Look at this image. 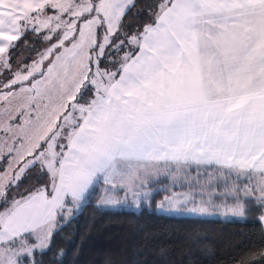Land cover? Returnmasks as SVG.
Returning a JSON list of instances; mask_svg holds the SVG:
<instances>
[{"label":"snow or ice","instance_id":"snow-or-ice-1","mask_svg":"<svg viewBox=\"0 0 264 264\" xmlns=\"http://www.w3.org/2000/svg\"><path fill=\"white\" fill-rule=\"evenodd\" d=\"M131 4L0 0V69L12 74L0 92V197L7 204L6 190L26 173L48 180L0 212V264H21L20 257L47 247L57 213L66 201L82 200L99 177L111 184L119 175L132 187L154 164L216 166L207 183L223 179L222 195L234 203L186 196L192 213L220 208L243 216L249 199L264 210V0H159L153 22L126 37L138 51L125 52L116 72L103 70L105 47L124 45L111 37ZM26 33L49 42L30 64L14 52ZM89 92L80 104L77 96ZM232 174L250 185H229ZM179 203L170 200L173 208ZM29 235L38 243L30 245Z\"/></svg>","mask_w":264,"mask_h":264},{"label":"trees","instance_id":"trees-1","mask_svg":"<svg viewBox=\"0 0 264 264\" xmlns=\"http://www.w3.org/2000/svg\"><path fill=\"white\" fill-rule=\"evenodd\" d=\"M158 2L133 1L111 41H124V45L116 53L107 46L105 57L99 59L101 68L115 72L119 55L138 51L126 37L137 35L143 25L153 22ZM42 48L43 41L27 33L14 52L30 62ZM8 78L0 76V86ZM91 98L90 92L85 93L84 99L78 96V102ZM44 181L45 177L38 178L37 184L41 186ZM218 185L219 194L214 196L217 204H233V197L220 192L221 181ZM165 193L157 191L149 204L139 209L113 208L99 204L102 192L97 187L81 211L53 233L49 247L35 253L34 264H264V226L260 219L264 210L255 201H247L241 218L189 216L158 211Z\"/></svg>","mask_w":264,"mask_h":264},{"label":"rangeland","instance_id":"rangeland-1","mask_svg":"<svg viewBox=\"0 0 264 264\" xmlns=\"http://www.w3.org/2000/svg\"><path fill=\"white\" fill-rule=\"evenodd\" d=\"M134 0H132L133 3ZM98 29H102V32L100 30V34L98 33ZM97 29V38L99 39L101 36L104 35V27H100ZM27 34V33H26ZM116 36V31L114 35L111 37L114 38ZM55 42V41H53ZM49 46V42L43 41V48L41 51H43L46 47ZM132 48H134V43L131 44ZM106 48L104 51V55L102 57H105ZM117 52V50H114L113 48L111 51ZM62 51V50H61ZM110 50L107 51V54L110 55L112 52ZM130 52V51H127ZM133 53V52H132ZM134 52L133 54H135ZM125 53L119 55L118 62L116 64V70L119 68L120 63L122 62V58ZM94 59H95V52L92 53ZM102 57H99L102 58ZM37 55L33 58L36 59ZM23 64H30V62H24V58H19ZM108 60H113V58L108 57ZM48 65V60L44 61V64L42 66V70L46 71ZM95 64L93 67V71H95ZM101 68V66H99ZM13 71H15L18 68V65L16 63L12 64ZM103 70H106L104 68H101ZM115 70V72H116ZM110 72V71H109ZM0 76L6 77L9 76V78L2 83H7L11 78L12 74L8 71H4L0 69ZM36 80L42 79L41 75L39 73L35 74L34 77ZM118 78V76H117ZM32 78H30V81L24 82L23 84H17L13 86V90L16 92H19L20 87H27L30 85ZM8 89H4L2 86H0V92H6ZM84 91L83 89L81 90ZM24 94H21L23 96ZM79 96V95H78ZM77 96V101H78ZM83 104V103H80ZM15 106V102L14 105ZM6 107V104L4 101H0V118H2L4 113V108ZM13 116L16 117L14 123H19L21 121V118L18 116V113H13ZM3 136V133H0V137ZM61 143H64V141H60ZM203 166V165H202ZM6 165L0 161V172L4 170ZM215 167V166H214ZM36 169H32V172H35ZM213 173L215 174V168H209V166H203V169L200 170V166L198 167L196 164H190L187 166L181 165L178 169L175 164H171L169 166H165L164 164H158V165H151L146 170H141L139 174V179L136 180L135 186L129 187L128 182L126 180H123L121 176L117 175L112 178L111 184L106 183L102 177H99L94 184L89 188V191L85 194V197L77 202L76 205H74L70 200L66 201V208L62 212H58L56 215V226L53 229L50 239L47 242V247L44 248H35L31 255L25 254L24 256L20 257L21 264H34V255L38 251L46 250L51 242V238L53 233L59 228L60 225L63 223L69 221L71 218H73L77 213H79L85 204L88 196L94 192V190L99 187L101 190V198L99 204L104 207H127V208H134L139 209L144 204H149L150 200L152 199L153 195L157 191H164L166 192L164 197L159 201L157 205V210L163 213L167 214H179V215H189V216H210V217H220L229 219L232 217L241 218L242 216L238 215H232L230 213L225 214V211L220 208H210V211L208 214H199V213H192L188 211L191 207H193V204L191 202L185 203V197H192L195 199L196 202H199L201 200L208 201L211 200L212 204L219 205L214 200V196H216L218 190V182H222V189L220 192L223 194L226 191L225 188V181L219 177H215L211 184L207 183L208 180V174ZM29 178L32 179V182H30L29 185L25 184L29 181ZM39 177L36 175H31L26 173L24 177L21 178V180L18 182L17 185L12 186L11 188L6 190V196L8 203H4V197H0V212H3L6 207L10 206V203L13 199H20L22 196H25L28 194V192L33 191L36 187L40 186L37 184V180ZM40 179V178H39ZM44 184L48 183L47 177H45ZM141 181H144L143 184H141ZM235 182L240 187H243L245 184H249L250 182L248 179H246L244 176H241L239 179H237L235 174H232L228 177V184L230 185L232 182ZM43 184V185H44ZM195 185L200 187L202 186V194L205 195V199H202L201 197H195ZM218 185V186H217ZM224 185V186H223ZM214 188L211 192V188ZM207 188V190H206ZM197 192V191H196ZM135 193V195L133 194ZM201 193L198 192V195ZM228 197H232L231 195H225ZM108 198H112L116 203H105L104 201ZM170 198V200H179L180 203L175 207H171L170 200L166 199ZM163 202V207H161V203ZM231 205V204H230ZM67 209H71V213L67 211ZM264 215V214H263ZM262 221V220H261ZM28 243L30 245H35L38 243L36 239V235H29L27 237Z\"/></svg>","mask_w":264,"mask_h":264},{"label":"crops","instance_id":"crops-1","mask_svg":"<svg viewBox=\"0 0 264 264\" xmlns=\"http://www.w3.org/2000/svg\"><path fill=\"white\" fill-rule=\"evenodd\" d=\"M203 166H206V165H203ZM203 166L200 165V170L203 169ZM215 167H216V166H215ZM215 167H213V168H215ZM202 188H203L202 186L198 187V186L195 185V190L197 191V192L195 191V197H196V198L199 196V197H201L202 199H205L206 196L202 194ZM210 188H211V192H212L213 190H215V189L212 188V187H210ZM212 189H213V190H212ZM206 190H207V188H206ZM198 192H200L201 194L198 195ZM218 192H219V191H217V194H219ZM263 216H264V215H263ZM201 217H203V216L201 215ZM204 217H210V216H204ZM262 223H263V226H264V220H262Z\"/></svg>","mask_w":264,"mask_h":264}]
</instances>
